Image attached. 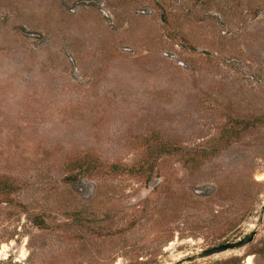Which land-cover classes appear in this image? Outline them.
<instances>
[{
	"label": "rangeland",
	"instance_id": "rangeland-1",
	"mask_svg": "<svg viewBox=\"0 0 264 264\" xmlns=\"http://www.w3.org/2000/svg\"><path fill=\"white\" fill-rule=\"evenodd\" d=\"M263 205L264 0H0V264H179L253 230L181 264H264Z\"/></svg>",
	"mask_w": 264,
	"mask_h": 264
},
{
	"label": "water",
	"instance_id": "water-1",
	"mask_svg": "<svg viewBox=\"0 0 264 264\" xmlns=\"http://www.w3.org/2000/svg\"><path fill=\"white\" fill-rule=\"evenodd\" d=\"M154 183L152 182L150 186H153ZM264 218V205L262 206L260 210V216L258 219V223L261 224ZM256 236V230L251 231L246 237H244L241 240L234 241V242H227L215 247H212L210 249L204 250L201 253L195 255L198 259H205L211 256H215L224 252L228 251H234L242 249L246 246H248L250 243H252L254 237ZM195 256L187 257L184 261L181 263H191L195 260ZM179 263V264H181Z\"/></svg>",
	"mask_w": 264,
	"mask_h": 264
},
{
	"label": "bare ground",
	"instance_id": "bare-ground-1",
	"mask_svg": "<svg viewBox=\"0 0 264 264\" xmlns=\"http://www.w3.org/2000/svg\"><path fill=\"white\" fill-rule=\"evenodd\" d=\"M5 250H6V247L5 246H3L2 248H0V258H6L5 256H6V253H5ZM24 257V255H22V258ZM247 264H251V258H248L247 259Z\"/></svg>",
	"mask_w": 264,
	"mask_h": 264
}]
</instances>
